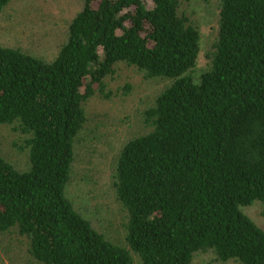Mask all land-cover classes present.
Returning <instances> with one entry per match:
<instances>
[{
	"label": "trees",
	"instance_id": "trees-1",
	"mask_svg": "<svg viewBox=\"0 0 264 264\" xmlns=\"http://www.w3.org/2000/svg\"><path fill=\"white\" fill-rule=\"evenodd\" d=\"M13 1L0 0V16ZM219 1L198 79L189 0H80L53 61L0 45V126L25 136L29 164L0 153V233L28 241L27 264H264V230L242 212L264 204V0ZM122 67L171 83L114 164L119 244L67 192L87 106L111 98Z\"/></svg>",
	"mask_w": 264,
	"mask_h": 264
},
{
	"label": "rangeland",
	"instance_id": "rangeland-1",
	"mask_svg": "<svg viewBox=\"0 0 264 264\" xmlns=\"http://www.w3.org/2000/svg\"><path fill=\"white\" fill-rule=\"evenodd\" d=\"M79 7L80 0H14L0 16V45L53 61ZM183 11L201 33V54L193 74L198 79L210 65L208 55L218 33L220 1L189 0ZM170 83L147 80L137 70L122 67L110 82L111 98H97L87 106L88 124L77 145V163L67 193L78 211L119 244H124L126 214L112 189L114 164L123 146L145 132L143 112ZM24 138L16 125L0 126V153L21 171L29 166L26 152L20 149ZM242 212L264 230V204L255 202ZM30 261L26 239L14 231L0 233V264ZM135 264H141L138 257ZM194 264L212 263L209 255L198 254Z\"/></svg>",
	"mask_w": 264,
	"mask_h": 264
}]
</instances>
